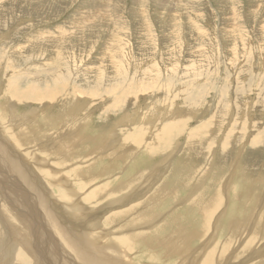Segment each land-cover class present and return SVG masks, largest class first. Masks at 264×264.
<instances>
[{
    "label": "rangeland",
    "instance_id": "rangeland-1",
    "mask_svg": "<svg viewBox=\"0 0 264 264\" xmlns=\"http://www.w3.org/2000/svg\"><path fill=\"white\" fill-rule=\"evenodd\" d=\"M47 85L52 87L50 100L28 97L33 89ZM221 100L228 112L213 118ZM78 101H84L83 108L69 118L65 111ZM136 109L144 121L152 118L158 125L143 126L137 145L128 138L136 130L134 120L115 126L123 114L132 116ZM173 110L178 115L162 121L179 118L183 123L168 144L159 145L155 139L163 123L160 117ZM0 112L19 122L9 126L5 116L1 125L28 162L52 163L70 187L81 193L86 207L94 209L140 190L143 195L132 202L142 203L131 218L141 222L136 226L153 221L151 230L143 226L147 230L138 231L158 234L160 240L157 246L155 241L153 245L137 237L132 252L120 245L118 249L126 254L122 262L201 264V256L215 252L216 263L229 264L225 260L235 258L230 257L235 249L237 255L248 252L247 256L250 247H264V0H0ZM189 129L198 134L192 144ZM67 132L70 136L62 137ZM114 132L116 152L110 149L112 142L108 150L88 153L91 147L98 151L106 145ZM44 133H56L54 142L42 139ZM143 139L157 144L159 152L143 156ZM44 140L51 146L39 152L37 147ZM175 148L173 158L170 153ZM166 156L170 157L166 160ZM163 160L169 161L166 166L172 162L171 166L154 183L155 167ZM39 169L38 174L51 185L49 175ZM95 171L104 175L103 180L112 176L111 187L127 183L125 192L112 196L107 192L89 203L85 190L79 188L83 177ZM149 175L151 184L146 183ZM55 197L61 199L58 194ZM146 199L149 204L143 206ZM225 208L220 222L214 223L212 219ZM147 212L155 219L146 221ZM124 216L121 212L116 220ZM99 222L104 226L105 218ZM115 225L108 228L110 234H126L114 233ZM124 225L121 231L133 229ZM248 233L255 240L250 247L244 238ZM163 238L170 246H160L166 241ZM206 240H211L209 246Z\"/></svg>",
    "mask_w": 264,
    "mask_h": 264
},
{
    "label": "bare ground",
    "instance_id": "bare-ground-1",
    "mask_svg": "<svg viewBox=\"0 0 264 264\" xmlns=\"http://www.w3.org/2000/svg\"><path fill=\"white\" fill-rule=\"evenodd\" d=\"M51 88H52L51 85H47L46 88L43 87V90H42V88H40L38 90L33 89L32 94H30V96H28V97H30V99L41 100L42 102H45L44 99L48 97V99H47V101H48L53 97L50 94ZM9 91H10V89H9ZM21 100H24V99H21ZM83 104H85L84 101H78L74 105L69 106V108L66 111L64 110L66 112V113L65 112L64 113L67 114L69 116V118L71 117L73 119L76 112L80 111L83 108ZM210 106H211V104H210ZM220 107L221 108L218 111L219 114L215 111L217 115L215 114L216 116H214L213 118L218 117V115H221L222 113L226 114V111L228 112V107L224 103V100H221ZM206 109H208V108L206 107ZM41 110H43V109H41ZM49 110H50V108H49ZM173 111L174 112L173 113L171 112L170 114H165L166 112L163 113V115L160 117L161 122H163L166 118H169V116L171 114L173 116H174V114H176V116L178 115L176 113V110H173ZM135 112H136V114H135ZM135 112H134V115L132 114V116H130V114H128V113L123 114L120 117V119H117L118 121L116 122L115 126L117 127V126H119V124L122 125L123 123L126 122V119L131 118V122L134 120V125H136L137 127L135 128L136 130L134 131V133H129L128 138L134 140V142L136 143L135 140L138 139V135L140 134L141 137L143 135V130H145L143 128V126H146V125L148 126L151 123L155 127L156 126L155 124H157V120L154 122L152 118L147 117L148 119L145 118V121H144L142 119L143 113L139 109H136ZM204 112H205V110H204ZM0 113H1L0 114V264H125L126 261L124 260V262H122L121 260L123 259L122 257L126 254L122 253L121 249L120 250L118 249V247L120 245L128 247V249L132 252V249L134 250V247H135V245H134L135 241H137L136 239H138L137 237H143L144 241L146 243H150L153 241V245H154V241H155V242H157V246H158V241L160 240V236L158 234L154 235V233H151V234L148 233L147 235H145L144 233H142V231H140V232L138 231L143 226H149L147 228L151 230V228L154 227L152 225L153 221H151V220H154L156 216H154V214H152L150 212H147L148 214H147V218L145 220L146 221L150 220L152 223H151V225H149L150 223L147 225L146 223H148V222H146V223H144L145 225H140V226H136L138 222L139 223H141V222L136 220L135 216L133 218H131L132 214L134 212H137V211H135L137 209L136 205L140 206L142 203V201H140V200H139V202H135V201L132 202L133 200H138L139 198H141V195H143L142 193H140V190L138 188L135 190H132V192H130L131 194L129 193V195L124 196L123 198L116 199V200H110L106 203H101L99 205V207H98V205L94 204L95 206H97L94 209H93V207H90V206H89L90 208L86 207L82 203L83 201L80 200L81 199V193L80 194L76 193L73 190V188L70 187L69 182L64 178L65 176L62 175L61 170L55 169V166L52 165V163L46 162L43 165L38 166V164L37 165L36 164L31 165V163L28 162L27 158H25V156L22 154V151L19 150L20 146L15 147V145L9 141V139H8L9 136L6 133H4V130L2 129V125H1L2 124L1 121L6 120V118H8V117H9L8 118L9 126H12V122L14 123V121L18 124H19V122L17 120H15V117L8 116L10 114L7 115L6 112L5 113L0 112ZM229 114L227 113V115H229ZM250 114H252V113H250ZM5 116H6V118H5ZM141 116H142V118H141ZM232 116H231V118H232ZM204 117H206L205 114L203 116H201L200 118H198L199 121L204 120ZM156 119H157V117H156ZM166 120H168V119H166ZM16 123H14V125ZM35 123L36 122H33V124H35ZM37 123H39V122H37ZM182 123H183V121H181V119H179V118H177V119L176 118L175 119L170 118L169 121H167L165 123L163 122L162 124H160L162 126H161L159 132L157 133V137L155 139L156 142L162 146L168 144L170 142V140L172 139V137L175 136L176 130L181 126ZM18 124H16V126ZM81 124H78V127H80ZM75 126H77V125H75ZM27 127L30 128V125ZM156 127H158V125ZM11 128L12 127L9 128V131L10 130L12 131ZM25 128L26 127H24V129ZM7 130H8V128H7ZM25 131H26V129H25ZM76 131H73L72 134L76 133ZM22 132H24V131H22ZM36 132H39V130ZM67 133H65V135L63 134L62 137L70 136L71 132H67ZM201 133L203 134V132H201ZM27 134H28V132H27ZM55 134L53 133V135H55ZM202 134H200V135H202ZM32 135H33V133H32ZM53 135L52 136L48 135V134L45 135V133H44L42 135V139H48V140L54 142ZM187 135L189 136V139H188L189 144H192L193 140L198 139V134H196V132H194L192 129L188 130ZM110 137H113V138L111 140L107 141L108 143L107 144L105 143L106 145L102 146L101 149H99L97 151V149L92 150V147H91L90 148L91 150L88 151V153H90V152L91 153L92 152L101 153L100 151H102V149L108 150L109 149L108 145L109 144L111 145L112 142H115V143L113 144L114 146H112V148L110 146V149H111V151L114 150L116 152L115 149L117 147V142H118L116 133L114 132L112 134V136H110ZM26 140H27V138H26ZM143 141L146 144V146H145L146 149H145V153H143V156L154 155L157 152H159V150H158L159 146L157 144L150 143L149 141H146V139H143ZM19 142H20V140H19ZM252 142L254 144L256 143L255 140H253ZM38 144L40 145V143H38ZM177 144H179V142H177ZM243 144H245V143H243ZM46 145L51 146V143L47 142V140H46L45 142H43V144L41 146L37 147L38 151L44 152L45 150H47L45 147ZM136 145H137V143H136ZM139 147H137V149ZM228 147H230V146H228ZM50 148H53V147H50ZM176 149L177 148H175V150L170 153L172 156H173V154H175ZM48 150H49V148H48ZM117 150H119V149H117ZM31 151L34 152L35 149L31 148ZM31 151H28V152L30 153ZM62 152H63V150H62ZM211 153H212V150H211ZM115 155H116V153H115ZM169 157L166 156L165 159L167 160ZM173 158H174V156H173ZM57 159H59V157ZM66 159L71 160L69 158H66ZM96 159H99V158H96ZM87 160L89 161V159H87ZM87 160H85V161H87ZM82 161L83 160H81L80 162L78 161V162L81 163ZM166 162H169V161L163 160V162L160 163L158 168L155 167V171H154L155 175H153L155 177L154 183H156V177H158V176L161 177L164 170L166 168L169 169V167L171 166L172 162H170V164L167 166H166ZM69 163H71V162H69ZM73 163H75V162H72V164ZM68 164H67V166H68ZM80 166H82V165H80ZM39 167L42 169V172H44L46 177L49 175V177L51 178V180H50L51 185H49V182H47L45 179H43L44 176H43V178L41 177V173H40L41 171L39 172L40 175L38 174L37 168H39ZM90 168H91V166H90ZM232 168H231V170H232ZM41 169H39V170H41ZM84 169L85 168L83 167V170ZM98 173L99 172L95 171L94 174H92V173L87 174L88 177H83L85 180L83 179L84 181L81 183V187L79 188V189H81V192H83L85 190L84 195H85V198L87 197V199H85V200H87L89 203L93 204L92 203L93 200L99 199V198H97V199H94V198L99 197L103 194H104V196H106L107 192H108L109 196H112L111 194L114 192H125L123 190L126 189L125 187H126L127 183H125L124 181H120V183L117 185V187H115V188L111 187L112 176H109L108 178L103 180L101 178V176H104V175H102L101 173L100 174H98ZM214 174H215V172H214ZM96 177H99V178H96ZM87 179L89 181H87ZM147 179L148 180L146 181V183L151 184L153 177L151 178V176H150ZM226 180L228 182V179H226ZM80 181H82V180H80ZM51 182H53V183H51ZM230 182H231V180H230ZM45 183H47V184H45ZM89 183H92L93 186L89 187ZM47 186H49L51 190ZM143 187L141 189H143ZM52 191H53L54 196L51 194ZM56 194H58L61 197L60 200H58L55 197ZM88 198H90V199H88ZM150 198L154 199V198H156V196L154 198L151 196ZM228 199H229V197H228ZM148 200L146 199L147 203H145L143 206H147L149 204ZM218 201H220V200L218 199ZM155 202H156V200H155ZM218 203H216V205ZM220 205H222V204H220ZM220 205H218V206H220ZM206 210H207V207H206ZM226 210H227V208H225V210L222 209V212H218L219 214H217L214 217L216 219H214V218L212 219L213 222L219 223L220 220L222 219L223 214L226 212ZM121 212H123V213H125V215H127L126 217L124 216V218H122L123 220L131 218L129 221L126 220V224L124 223L125 225L123 224L127 228H130V227L133 228V229H129L128 230L129 232L127 231V229L126 230L124 229L126 232L121 231L122 230L121 228L123 226V225H121L122 219H120L121 221L116 220L117 215L120 214ZM213 212H214L213 215H215L217 210H215V211L213 210ZM140 216H142V214H140ZM206 217H208V216H206ZM211 217H213V216H211ZM90 218L94 219V221L93 222L89 221ZM103 218H105V224H107V226L105 228H104L105 224L103 226V225H100L101 222H99V220H102ZM113 224H117L114 226L115 227L113 229L114 233L117 232V233H126V234H124L122 237H120L119 235L114 236V235L110 234L109 233L110 231H108V228L112 229L111 226H113ZM210 225L212 226V224H210ZM134 226H135V228H134ZM155 227H157V226H155ZM164 227H166V226H164ZM147 228L143 227V229H145V230H147ZM161 228H163V227H160L159 229L156 228L157 230H155V231L158 232ZM180 229H183V228H180ZM176 230H178V228ZM215 230H217V229H215ZM151 232H153V231H151ZM214 234H216V233H214ZM153 235H154V237H153ZM183 235H185V234H183ZM247 235L249 236L250 234L249 233L246 234L244 238H246L247 245L250 247V245L252 246L254 241H255L253 238L254 235L251 234L253 236H249V237ZM151 236H152V238L148 239ZM161 236H163V235H161ZM178 237L182 238L181 236H178ZM143 238H141V239H143ZM185 238H186V236L182 239L184 240ZM163 239H166V238H163ZM213 239H214V237H213ZM117 240H119V245L117 244V242H118ZM210 241L209 242L207 241L206 246H209ZM167 242L168 241L166 239V241H164V242L161 241L159 244H160V246H161V244L166 245ZM242 243H244V241ZM167 244H169V243H167ZM170 244H169V246H170ZM173 246L178 247L179 245H173ZM149 247H151V245ZM250 249H251V247L247 250V251H250L247 256H246V254L248 252L242 253L241 255H237V253H239V251H237L238 249L233 250L230 253L231 258L232 257L239 258L242 255H245V256H242L240 259L236 260L237 261L236 263L234 260L235 258L232 260L228 259L225 261H229V264H264V258H261L264 256V247H261L259 249H257L256 247L255 248L253 247L251 250ZM254 249H256L257 251H254ZM173 251H172V253H175ZM119 252H120V256H119ZM144 252H145V250H144ZM176 252H177V250H176ZM122 254H124V255L122 256ZM204 255H206V254L204 253ZM185 256H187V255H185ZM222 256L223 255L221 252L220 257H222ZM130 257L131 256H129V258ZM194 258H195V256H194ZM201 258H203V260L200 259V257H199V259L201 260L199 262H201V264H223L221 262H217V263L215 262V252H210L204 257L201 256ZM191 259H193V258H191ZM127 262H126V264H132L131 262L130 263L129 262L127 263Z\"/></svg>",
    "mask_w": 264,
    "mask_h": 264
}]
</instances>
